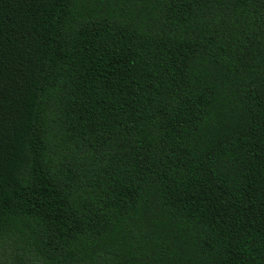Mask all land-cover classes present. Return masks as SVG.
<instances>
[{"label": "trees", "instance_id": "1", "mask_svg": "<svg viewBox=\"0 0 264 264\" xmlns=\"http://www.w3.org/2000/svg\"><path fill=\"white\" fill-rule=\"evenodd\" d=\"M0 264H264V0H0Z\"/></svg>", "mask_w": 264, "mask_h": 264}]
</instances>
